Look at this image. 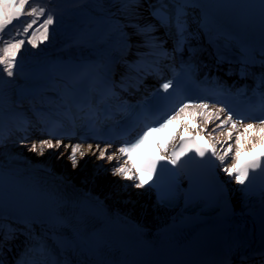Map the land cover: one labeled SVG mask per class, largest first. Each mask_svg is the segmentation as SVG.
I'll use <instances>...</instances> for the list:
<instances>
[{
    "label": "snow or ice",
    "instance_id": "obj_1",
    "mask_svg": "<svg viewBox=\"0 0 264 264\" xmlns=\"http://www.w3.org/2000/svg\"><path fill=\"white\" fill-rule=\"evenodd\" d=\"M109 7L116 8L130 21H136L126 25L133 30V36L139 38L136 42L138 59L132 63L126 62L128 71L135 74V86L149 75L161 77L163 69L169 67L164 61L173 60L175 52L183 51L187 39L184 5L179 4L170 11L171 6L166 0H110ZM142 10H146L156 23L141 22ZM56 23L57 18L43 0H0V72L13 77L18 55L24 46L27 44L31 48H38L49 41ZM157 24L175 28L178 38L172 52L164 47V42L156 35ZM120 36L123 49L128 51L132 47L129 36L123 31ZM141 48L147 51L141 52ZM112 71L111 66H105L97 72L93 65L85 63L79 66L77 74L70 81L69 95L73 97L85 88L96 91V86L100 85L99 103L104 105L103 108L94 107L91 102L78 105L80 111L87 108L83 119L90 131L95 132L99 122L110 120L114 115L106 104L107 99L118 95L114 90L117 85L111 79ZM241 72L242 76L248 74L247 65ZM130 78L123 77L118 87L127 91L130 85L126 81ZM76 85L81 87L77 88ZM227 92V89L222 90V93ZM252 94L259 97V103L248 111H241L225 104L215 95L189 96L183 79H162L153 93L152 105H143L144 112L154 114L139 122L141 131L133 140H124L119 146H114L111 141H105L103 146L101 143H65V138L56 133L59 125L53 122L46 129L48 138L31 142L28 151L43 156L46 150L59 152L63 148L60 156L68 153L73 168L89 154L97 160L115 161L112 175L131 182L129 186L137 189L155 187L152 181L158 169L163 172L171 166L169 170L178 171L188 161L199 158L201 162H218L223 173L243 186L249 180L250 171H264V76L255 82ZM130 107L122 102L118 111ZM65 116L72 120L70 111ZM197 117L201 118L203 127L194 123ZM209 125H213L210 130ZM21 130L28 132L27 127ZM3 139L5 136L0 127V141ZM97 139L101 138L97 136ZM19 143L27 146L28 136L25 135ZM10 238V235H6L4 240ZM2 243L0 241V251ZM239 259L240 264H249V261L264 264V237L257 249L241 254ZM0 264H4L3 259H0ZM16 264H52L49 249L44 244L30 247Z\"/></svg>",
    "mask_w": 264,
    "mask_h": 264
},
{
    "label": "bare ground",
    "instance_id": "obj_2",
    "mask_svg": "<svg viewBox=\"0 0 264 264\" xmlns=\"http://www.w3.org/2000/svg\"><path fill=\"white\" fill-rule=\"evenodd\" d=\"M43 2L57 18L49 41L38 48L26 44L18 55L13 77L0 72V127L5 136L0 141V207L12 211L27 207L42 215L59 213L67 202L75 200L101 207L102 214L112 213L116 220L122 218L154 233L174 225L179 220V210L163 208L152 191L130 187L131 182L113 176L115 161L97 160L89 154L73 168L68 153L60 156L63 148L59 152L46 150L43 156L28 151L31 142L47 138L37 133L40 123L50 119L63 123V103L59 99L60 86H63L59 83L66 82L51 76L50 68L55 62L88 63L98 68L111 66L113 74L126 77V62L138 59L139 38L126 26L136 21L109 7L110 0ZM142 17L141 22L156 23L146 10H142ZM89 30L96 33L87 34ZM121 31L130 38L132 47L128 51L123 49ZM156 35L162 40L158 24ZM164 47L167 49L165 44ZM194 123L203 127L200 117ZM212 126H208L209 130ZM22 127H27L28 132H23ZM25 135L28 144L22 146L19 141ZM220 172L233 205L238 204L241 197L236 183L221 169ZM24 227H21L23 231Z\"/></svg>",
    "mask_w": 264,
    "mask_h": 264
},
{
    "label": "rangeland",
    "instance_id": "obj_3",
    "mask_svg": "<svg viewBox=\"0 0 264 264\" xmlns=\"http://www.w3.org/2000/svg\"><path fill=\"white\" fill-rule=\"evenodd\" d=\"M44 1V0H43Z\"/></svg>",
    "mask_w": 264,
    "mask_h": 264
}]
</instances>
